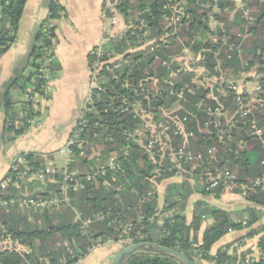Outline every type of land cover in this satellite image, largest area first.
Wrapping results in <instances>:
<instances>
[{"label": "trees", "instance_id": "obj_1", "mask_svg": "<svg viewBox=\"0 0 264 264\" xmlns=\"http://www.w3.org/2000/svg\"><path fill=\"white\" fill-rule=\"evenodd\" d=\"M242 1L246 3L244 9L253 11V23L246 19L244 9L238 10L230 22V14L235 10L231 0H173L172 3L119 0L115 12L124 17L128 29L116 38L106 36L101 55L99 47L89 55L91 72L98 63L104 66L98 76L99 86L90 93L91 104L82 111L70 136L74 138L78 134L66 168L74 175L68 192L70 203L61 209L0 207V241L10 238L29 249L28 253H20L3 248L0 264H79L93 249L109 240L125 243V247L157 244L183 253L194 264L202 260L238 264L240 258L229 256L228 249L216 256L210 252L230 230H242L243 224L235 223L230 213L204 201L195 204L192 222L187 220L184 212L194 194L219 199L227 190L222 186L208 190V177L201 166L173 164L169 158L171 149L183 146L205 155L210 149H217L214 164L237 176V186L232 192L247 193L246 199L252 204L245 210L246 226L251 229L248 237L262 234L258 247L264 251V226L253 229L261 221L264 210V147L258 137L252 136L250 124L255 118L264 134V93L252 105V115L243 118L233 102V94L223 97L219 92L229 80L248 73L255 65L264 88V0ZM26 3L27 0H0V57L17 39ZM172 5L183 10L175 26L167 23L175 9H170ZM227 7L230 12L224 13L222 19L225 27L217 29L219 39L217 43L210 41L208 16L214 8ZM203 9L204 13H200ZM64 13L60 0H51L49 17L37 33L31 63L26 69L25 94L30 86L41 93L40 89L59 71L54 59L47 63L46 49L56 48V28L51 22ZM114 14L111 11L108 16ZM213 16L221 21L220 15ZM135 19V26L132 23L130 27V20ZM147 44L149 48L143 49ZM185 48L203 57V68L211 78L219 80L217 91L201 85L195 73L174 75L179 69L175 59ZM117 57L122 59L111 62ZM164 62L167 66H163ZM43 65L49 69L47 78L39 72ZM224 75L227 78L222 86ZM22 103L19 109L24 115ZM13 105L9 100L6 103V130L13 131L17 137L30 130V125L28 116L18 120ZM138 108L154 116L159 126L170 127L167 134L159 135V129L156 132L148 129L146 119L136 113ZM209 108H221L224 115L211 117L207 115ZM182 126L185 132L176 135ZM23 157L32 170L46 169L34 154ZM111 159L115 160L114 168L109 167ZM177 177H182V182L168 185L165 204L160 209L158 186ZM54 180L44 185L34 182L22 184L21 188L11 186L4 193V200L25 195L36 200L60 196L61 176L56 175ZM258 180L261 185L253 187L251 182ZM77 183L79 187L75 190L73 186ZM205 220L212 223L200 243L199 233ZM245 258V255L241 257ZM122 264L184 263L171 255L140 250ZM255 264H264V255Z\"/></svg>", "mask_w": 264, "mask_h": 264}, {"label": "crops", "instance_id": "obj_2", "mask_svg": "<svg viewBox=\"0 0 264 264\" xmlns=\"http://www.w3.org/2000/svg\"><path fill=\"white\" fill-rule=\"evenodd\" d=\"M50 3L51 0H27L19 31L16 34L17 39L11 48L0 57V183L6 179L13 164L25 154H34L35 158L41 160L46 168H53L48 166V162L55 158L56 152L61 151L68 166L64 150L81 117L86 100L91 91L95 89L93 72L89 66V55L95 48L100 49L106 41L105 37L111 35L113 31L118 35L126 31L125 23L117 27L112 25L113 29L107 27V21L110 19L112 23L113 16L107 17L105 14L104 0H60L65 13L60 19L51 22L56 28L54 61L59 71L48 84V94L41 108V126L16 137L13 131L6 130V103L9 100L14 104L13 110L17 111L18 120H21L19 105L26 95L25 73L31 63L37 33L49 17ZM246 74L244 73L243 77ZM225 77L227 75H224ZM218 81L217 79L212 83L217 84ZM248 83L243 82L240 87L251 92L247 89ZM215 90L211 91V96L214 95ZM182 180V177H177L163 181L158 186L160 209L165 204L164 197L168 185L180 183ZM246 198L244 194L231 191L225 192L219 199L194 194L189 199L184 213L188 222L191 223L195 204L204 201L211 207L230 213L235 223L243 224L247 220L245 210L252 207ZM262 211L263 216L259 224L254 226L255 230L264 226V210ZM211 223L209 220L203 222L199 233L200 243ZM242 226V230H230L212 247L210 255L216 256L219 251L228 249V255L234 258H241L243 255L246 257L260 256L262 252L258 244L262 234L248 237L251 229L244 224ZM123 248V244L98 247L81 264H92L88 261L91 258H96L99 264H111ZM199 262L200 264H213L206 260Z\"/></svg>", "mask_w": 264, "mask_h": 264}, {"label": "built area", "instance_id": "obj_3", "mask_svg": "<svg viewBox=\"0 0 264 264\" xmlns=\"http://www.w3.org/2000/svg\"><path fill=\"white\" fill-rule=\"evenodd\" d=\"M173 0H170V3H172ZM242 1V0H241ZM119 4V0H104V8H105V14L108 17V13L113 11L115 14L112 17V25L115 27L120 19L119 15L115 12V7L116 5ZM175 5L170 6L171 8H175ZM173 16L172 20L174 21L175 25H177L180 21V14L183 13V10H178L177 8L172 10ZM245 17L247 20L252 23L254 21V18L251 16V11L246 10L245 11ZM127 27V26H126ZM132 27V24L130 25ZM128 28V27H127ZM109 36V35H107ZM225 42V41H224ZM102 48V47H101ZM99 49V54H102V49ZM233 49V47H232ZM154 48L151 47V52H154ZM46 54L48 57L47 63L50 64V62L54 59L55 55V49H46ZM184 59L187 60L188 63L195 64L197 62H200L199 69L203 71V73L206 76H209V78L205 79L206 81H217L215 78H211L209 75V72H207L203 66L202 62L204 61L203 57L201 55H195L194 52H192L190 49L186 48L184 51ZM176 60V59H175ZM185 62H180L178 63L179 69L176 72L177 75L178 73H195V67L190 68L189 64ZM163 66H167V63L164 62ZM39 72L43 75L44 78H47L49 75V69L47 65H43ZM261 77L258 76L257 79V87L255 88L254 91L252 92H247L243 87L237 86L234 83H228L225 88H222L219 90L221 96L227 97L231 93L234 96L233 102L236 104L237 109L242 112L243 118H248L250 115H252V105L255 104L260 100L261 95L264 93V88L260 85L259 79ZM98 77L95 76L93 72V85L95 88L99 86V83H97ZM219 82V81H218ZM48 89L49 86L45 85L43 86L40 91L41 93L36 92V87L30 86L27 90V94L25 95L23 99V103L21 105V108L24 112V115L22 117L28 116V124L30 125V129H37L41 126V108H42V103L44 100H46V96L48 94ZM91 104V100L88 98L86 100L85 107ZM84 107V109H85ZM83 109V110H84ZM137 115H142L144 119L150 118L153 119L154 116H152L150 113L147 111H142L141 109L136 110ZM82 115V114H81ZM207 115L209 116H215L216 118H221L224 113L222 112L221 108H209L207 110ZM228 113H226V116ZM187 121V119H185ZM251 127L253 129L252 131V136L253 137H258L264 147V134L261 129L258 128L257 126V120L253 118L250 121ZM229 124H227L228 126ZM147 128L149 129L150 127L148 126V123H146ZM182 130H178L176 135L179 133L185 132L184 127H181ZM160 130L161 132L159 135H164L167 134V132L170 130V127L167 125H157L154 129H152V132H156L157 130ZM192 136V134H191ZM78 138V134L74 136V138H70L67 147L64 150L65 156L68 159V165L71 161L72 157V151L71 147L74 145L75 140ZM167 138L168 135H167ZM243 146V145H242ZM216 148H212L208 151V153L202 154L199 153L197 154L193 150L189 149L186 146H183L179 149H171L169 153V158L172 161L173 164L181 166V163L185 164H194L196 166H201L204 169L205 175L208 177V190L218 188L222 186L224 189L227 191H233L236 186H237V176L232 173L229 170H220L219 166L214 164V161L216 159ZM109 167L114 168L115 167V160L111 159L109 162ZM61 176V195L60 196H54L49 199H34L30 198V196L25 195L23 198H14L11 200H4L3 195L7 191V189L11 186L21 188L22 184L29 183L32 184L34 182H40L45 184L47 181L54 183V177L56 175ZM73 174L69 173L67 169L63 170H58L55 168H46L45 170H37L34 171L30 167L28 161L24 158L21 157L16 163L13 164L10 173L6 177L4 181L0 183V207H15L18 206L23 209H61L62 206L67 205L70 203V198H69V190L72 187L70 185L71 182H73ZM89 180H92V177H89ZM261 180L258 181H252L251 185L253 187H259L261 185ZM74 189H78L79 184L77 183L75 186H73ZM244 195H247V193L244 191ZM245 226L248 224V221L246 220L243 223ZM108 243H113L112 240H109ZM14 243L12 239L8 238L4 242L1 243L3 246H12ZM264 255V251L261 253L260 256H248L245 259H239L238 264H255L258 263L261 258ZM199 258H202V255L199 256Z\"/></svg>", "mask_w": 264, "mask_h": 264}, {"label": "rangeland", "instance_id": "obj_4", "mask_svg": "<svg viewBox=\"0 0 264 264\" xmlns=\"http://www.w3.org/2000/svg\"><path fill=\"white\" fill-rule=\"evenodd\" d=\"M217 1V0H216ZM231 3H234L235 4V10L234 11H232L231 12V14H230V22H232L233 21V19H234V17L239 13V11L240 10H242V9H244V7L246 6V3H244L243 1H241V0H231ZM248 8H245L243 11H246ZM239 10V11H238ZM250 11H251V16L254 18V16H253V11L251 10V9H249ZM230 12V8L229 7H227L225 10H219L218 8H214V12L213 13H210L209 14V16H208V18H209V22H208V27L210 28V32L207 34V37L210 39V41H213V42H215V43H217V40L219 39V36H218V28H220V27H225V23L223 22V20L222 19H224V17H225V14L226 13H229ZM200 13H204V9L203 10H201L200 11ZM225 13V14H224ZM118 14V13H117ZM214 14H216V15H220V19H221V21H219V20H216L214 17L215 16H213ZM120 15V14H119ZM121 16V15H120ZM121 18H122V21H121ZM121 18L119 19V21H118V23H117V25L115 26V27H117V26H119L120 24H122V23H124L126 20L124 19V17L123 16H121ZM168 19V18H167ZM247 19V18H246ZM255 19V18H254ZM255 21V20H254ZM253 21V22H254ZM169 22V25L170 26H175V23H174V21L170 18V19H168L167 20V23ZM252 22V23H253ZM132 23H134V26H135V24H136V19L135 20H130V25L132 24ZM165 23H166V20H165ZM125 24L127 25V27H128V24L125 22ZM107 27L109 28V29H113V27H112V23H111V20L109 19L108 21H107ZM126 25L124 26L125 27V30H127L128 28L126 27ZM132 27H133V24H132ZM111 38H116V37H118L119 35L118 34H115L114 33V31L112 32V34L111 35H109ZM248 38V36H246L245 37V39H247ZM223 41H225V43H226V39L224 38V40ZM141 43V42H140ZM149 45L150 44H147V45H145V46H142L143 47V49H146V48H149ZM142 47H141V49H142ZM239 47H241V46H239ZM102 49V48H101ZM186 49V48H185ZM185 49H183L182 51H181V53L179 54V56L176 58V63H180V62H185V63H188L187 62V60L186 59H184V57L183 56H185L184 55V51H185ZM112 56H115L114 54H112ZM120 59H122V57H117V58H114V59H112V61L111 62H116V61H119ZM189 64V67L190 68H192V67H195V71H196V79L197 80H199L200 82V84L201 85H203V84H205L210 90L212 89H215L217 86V84L219 83H217V84H214V83H212L210 80L209 81H206L205 79H207V78H209V76H206L204 73H203V71L201 70V69H199V65H200V62H197V63H195V64H192V63H188ZM103 66H104V63L103 64H101V63H98V64H96V66H95V70H94V74H95V76H99L100 75V72H101V70H102V68H103ZM258 65H255V67L252 69V70H250L244 77H243V75H244V73H242V74H239L240 75V77H238V76H235V77H237V78H232L233 80H229V82L228 83H234V84H236L237 86H240L243 82L246 84V81L247 82H249L248 83V91H254L255 90V88L257 87V77H258V73H257V69H258V67H257ZM175 76L177 75V73L176 74H174ZM227 77H225L223 80H222V86H223V84H224V82H225V79H226ZM201 79V80H200ZM256 79V80H255ZM253 80V81H252ZM256 82V83H255ZM97 83H99V80L97 79ZM250 93V92H249ZM146 121H147V123H148V126L150 127L149 129L150 130H152V129H154L157 125H158V123H157V121L156 120H154V118L153 119H150V118H146ZM140 136V140H143L142 138L144 137L141 133L139 134ZM66 147H67V145H66ZM48 166H50V167H53V168H55V169H64V168H67V160H66V158L64 157V155L62 154V152L60 151H58V152H56L55 153V158L54 159H50L49 160V162H48ZM2 198H4V197H2ZM1 242L2 241H0V251H2V250H4V249H12V250H16V251H18V252H20V253H28L29 252V249L27 248V247H25L24 245H21L19 242H16V241H14V244L12 245V246H8V247H6V246H3V245H1ZM119 244H123V247L125 248V243H110V244H105V245H100V246H98V247H101V246H103V247H106V246H109V247H111V246H113V245H119ZM98 247H96V248H98ZM4 248V249H3ZM95 248V249H96ZM123 248V249H124ZM95 249H93L92 250V252L95 250ZM91 252V253H92ZM82 261L83 260H81V262L79 263V264H81L82 263ZM88 261H91L92 262V264H99V262L97 263V261H96V258H91L90 260H88ZM89 264V263H88ZM91 264V263H90Z\"/></svg>", "mask_w": 264, "mask_h": 264}, {"label": "water", "instance_id": "obj_5", "mask_svg": "<svg viewBox=\"0 0 264 264\" xmlns=\"http://www.w3.org/2000/svg\"><path fill=\"white\" fill-rule=\"evenodd\" d=\"M140 250L149 251V252L158 253V254L171 255L181 260L184 264H194L186 255H184L183 253L179 251L165 248V247L159 246L157 244H152V243H138V244H133L128 247H125L114 257L111 264H122V262L128 256Z\"/></svg>", "mask_w": 264, "mask_h": 264}]
</instances>
